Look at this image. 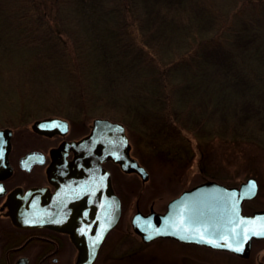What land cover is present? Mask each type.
<instances>
[{"label": "rangeland", "instance_id": "1", "mask_svg": "<svg viewBox=\"0 0 264 264\" xmlns=\"http://www.w3.org/2000/svg\"><path fill=\"white\" fill-rule=\"evenodd\" d=\"M129 1L124 21L119 9L125 11V6L116 0L61 1L67 5L51 14L52 22L28 18L31 30L38 23L39 34L49 32L42 38H25L29 31H20L16 16L0 15V129L10 128L14 145L30 148L40 138L32 129L37 120H71L72 138L89 132L95 118L124 124L130 154L146 168L148 178L143 181L137 173L106 163L123 197L120 221L107 236L110 253L116 255L110 264H253V255L243 258L168 238L144 243L133 231L131 217L136 211L163 213L171 199L204 181L236 186L249 177L258 180L259 192L244 203L243 211L264 210V110L255 111L251 103L245 110L238 108L249 99L261 101L264 82L255 80L240 91L237 82L220 81L214 73L212 78L219 82L212 86L222 97L219 101L228 95L232 99L226 109L218 110L206 91L200 96L199 73L206 59L222 63L225 48L203 47L183 57L190 73L183 64L181 71L176 66L166 78L165 70H157L160 63L172 66L222 19L229 21L243 1L252 6L260 0H212L215 20L195 25L207 12L202 3L192 5L203 0ZM37 3L40 9L45 2ZM159 17L170 23L155 26ZM256 18L264 28V16ZM53 23L65 34V42L56 38ZM10 26L16 28L10 31ZM250 31L241 32L235 48L264 44L259 37L250 39ZM9 32L17 36L12 41ZM261 32L264 38V29ZM164 82L171 86L166 92ZM259 246L264 241L253 243L252 254Z\"/></svg>", "mask_w": 264, "mask_h": 264}, {"label": "water", "instance_id": "2", "mask_svg": "<svg viewBox=\"0 0 264 264\" xmlns=\"http://www.w3.org/2000/svg\"><path fill=\"white\" fill-rule=\"evenodd\" d=\"M32 129L47 136L57 131L66 134L68 123L51 117L35 121ZM11 138L10 128L0 129V172L4 174L10 171ZM62 148L65 154L69 150L74 153V161L70 164L74 178L80 179L81 167L87 170L85 175L92 177L90 182L87 180L83 191L77 187L71 190L75 201L72 202L69 222L74 227L68 230L81 251L78 264H92L100 245L119 223L122 214L120 199L112 189L111 174L102 164L112 161L126 173H137L143 181L147 180L148 172L130 154L131 145L124 124L108 118H95L88 135L78 141L66 142ZM34 154H27L26 159ZM51 175L54 177L55 172ZM38 190L31 189L30 192ZM258 192L255 177L236 186L204 181L171 199L163 213L136 211L131 217V226L144 243L168 238L247 258L252 242L264 239V210L251 214L243 211L244 203L255 199ZM40 212L42 210L37 211ZM246 235L247 240L244 239ZM241 245L242 251L233 250Z\"/></svg>", "mask_w": 264, "mask_h": 264}, {"label": "flooded vegetation", "instance_id": "3", "mask_svg": "<svg viewBox=\"0 0 264 264\" xmlns=\"http://www.w3.org/2000/svg\"><path fill=\"white\" fill-rule=\"evenodd\" d=\"M63 120L68 123L66 134L58 131L51 136L35 133L40 138L37 143V139L34 140L30 148L14 145L12 131L8 154L10 171L7 174L0 172V188H3L0 192V264H78L81 251L68 231L74 227L69 222L75 201L71 190L77 187L83 191L92 177L85 175L87 170L83 167L80 179L73 177L70 164L74 161V153L69 150L65 154L62 146L82 139L91 129L80 137H68L72 123ZM42 138L50 141L45 142ZM31 152L34 156L26 159ZM106 163L113 164L112 161ZM106 163L102 166L110 172L112 189L123 207V197L115 187L112 171ZM114 166L117 167L115 163ZM118 169L122 171L120 167ZM52 172H55L54 177ZM31 189L39 190L31 193ZM40 210L42 212L37 213ZM107 236L92 264H110V259L116 257L110 253L111 243ZM259 241L264 239L252 242L247 257L255 256L253 264H264V246H259L252 254L253 243Z\"/></svg>", "mask_w": 264, "mask_h": 264}, {"label": "trees", "instance_id": "4", "mask_svg": "<svg viewBox=\"0 0 264 264\" xmlns=\"http://www.w3.org/2000/svg\"><path fill=\"white\" fill-rule=\"evenodd\" d=\"M3 1V2H2ZM61 1L68 2V0H44V5L41 6L40 9L36 8L38 3L37 0H1L0 3V15L6 16V15H11V16H16L15 21H21L17 26L20 31L25 32V30L28 29L29 35H25V38H33L35 35H40V38H42L44 35L49 34V32L41 33L39 34V31L41 27L37 23L34 25V27L30 28L29 26V19L32 20L34 18L37 22L39 20L47 21L50 23L52 22V18H50L51 14L54 15V13H58L59 9L67 5V3H61ZM105 1V0H104ZM119 2L121 4H124L125 6V11H121V19L124 21V13L126 12L128 8V3L130 2L129 0H116V3ZM242 2V0L240 1ZM189 3V2H188ZM205 7V12H207V15H204L203 19H197L194 21V25L199 23V20H202L204 23L209 20H215L213 13V8H214V3L212 0H203L202 2L195 1L194 5L192 7H197L198 4H201ZM256 4H253L250 6L249 1H243L240 5V8L238 10H235L233 12V15L230 17L229 21L223 20L218 26L216 30H211L209 33L206 34V37L202 41H198V44L191 50L187 51L186 53L184 52L182 56H180L173 64L172 66L165 68L162 67L161 63L159 64V67L157 70H165L163 72L164 78L167 77L168 74H171L174 72L176 69V66H179V64H183L185 68H187L188 73L191 72V70L188 69V66L190 67L191 65L185 64V62L182 60L183 57L191 54L192 52H197L200 51L201 48L203 47H208L210 49H218V48H225L226 51V58L223 59L222 63L220 64H215L211 60L206 59L204 60L203 63V68L200 70V76L202 77L203 80V85H201L203 91H201L200 96H204L205 91L207 92V98H210L212 101V108L213 109H218V110H224L226 107H228V102L231 101L232 99L230 98V95L226 96L222 101H219L220 98L217 94V90L212 86L213 83L219 82L220 81H225V79L229 80V82L235 81L237 82L238 89L240 91H245L247 87H251L253 83H255V80H261L264 82V48L260 49L261 47H264V44L262 46H253V42L250 47H242L239 46L238 48H235V41L236 38L240 36L242 31H246V29H250V39H256L259 37L261 41L264 43V38H262V34L260 36L261 29L263 26L261 25L260 21L256 18L258 16H264V0L260 1H255ZM142 5L146 6L144 3H140ZM183 3H178L175 2L173 5L174 6H181ZM116 5V4H115ZM43 7V8H42ZM117 7V6H116ZM118 8V7H117ZM186 7H184L181 12L184 13ZM165 9H170V8H165ZM177 13V11H174ZM180 13V12H178ZM181 14V13H180ZM44 15L48 17L45 18ZM185 15V14H184ZM55 16V15H54ZM2 18V17H1ZM7 18V17H5ZM29 18V19H28ZM41 18V19H40ZM55 18V17H54ZM162 17H159L155 22L156 25H161L164 23H170V22H161L160 19ZM193 20L195 19L194 16L191 17ZM3 19V18H2ZM33 19V20H34ZM6 20V19H3ZM2 20V21H3ZM11 20V17H10ZM172 20V19H169ZM48 23V24H49ZM53 25L56 28H50L53 30L56 38H61L64 41V33L57 28L56 24L53 23ZM171 25L173 28H175L178 24H175V22ZM154 26V28H155ZM16 27H13L15 29ZM49 29V25L47 26ZM180 29V27H178ZM12 26H10L9 30H13ZM32 31V32H31ZM19 33V31H16V34ZM11 35V41L17 37L16 35L12 34L9 32ZM22 34V33H21ZM152 34L153 31H152ZM18 35V34H17ZM50 35V34H49ZM63 35V36H62ZM208 35V36H207ZM252 36H254L252 38ZM238 39V38H237ZM98 43V42H96ZM48 51V50H46ZM44 51V52H46ZM241 53V54H239ZM245 54V55H243ZM248 58V59H246ZM59 60V59H58ZM181 65L178 67L180 71L182 70ZM156 71V70H155ZM216 73V75L214 74ZM217 77L219 78L218 81H216V78L212 77ZM200 80V81H202ZM208 81V83H205ZM165 83V82H164ZM153 88L154 87V84ZM169 83H165L163 87V92H166V90H169L170 88ZM174 92H177L178 85L174 86ZM213 87V88H212ZM170 96V93L168 92V97ZM234 100V99H233ZM238 100H235L237 102ZM240 102V101H239ZM248 103H251L255 107V111L258 109L264 110V96L262 97V100L258 99H249L246 100L245 103H241L238 105L239 109L245 110V108L248 107ZM237 104V103H236ZM230 111V110H229Z\"/></svg>", "mask_w": 264, "mask_h": 264}, {"label": "snow or ice", "instance_id": "5", "mask_svg": "<svg viewBox=\"0 0 264 264\" xmlns=\"http://www.w3.org/2000/svg\"><path fill=\"white\" fill-rule=\"evenodd\" d=\"M3 191V188H0V192H2ZM253 234H256L255 232L253 233ZM247 235L244 237V239L245 240H247ZM217 246H219V245H217ZM229 247H231V245H228ZM233 250H235V251H242L243 249H242V245L240 246V247H237V248H235V249H233Z\"/></svg>", "mask_w": 264, "mask_h": 264}, {"label": "bare ground", "instance_id": "6", "mask_svg": "<svg viewBox=\"0 0 264 264\" xmlns=\"http://www.w3.org/2000/svg\"><path fill=\"white\" fill-rule=\"evenodd\" d=\"M172 241V240H171ZM191 246V245H190ZM222 253V252H221Z\"/></svg>", "mask_w": 264, "mask_h": 264}]
</instances>
